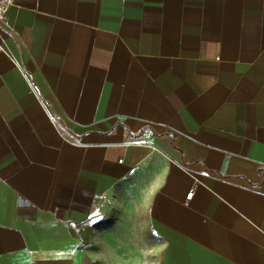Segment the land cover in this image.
Instances as JSON below:
<instances>
[{
    "label": "crops",
    "instance_id": "crops-1",
    "mask_svg": "<svg viewBox=\"0 0 264 264\" xmlns=\"http://www.w3.org/2000/svg\"><path fill=\"white\" fill-rule=\"evenodd\" d=\"M108 199L154 264H264V0L7 8L0 264H89Z\"/></svg>",
    "mask_w": 264,
    "mask_h": 264
},
{
    "label": "rangeland",
    "instance_id": "rangeland-1",
    "mask_svg": "<svg viewBox=\"0 0 264 264\" xmlns=\"http://www.w3.org/2000/svg\"><path fill=\"white\" fill-rule=\"evenodd\" d=\"M95 224L98 232L89 240V264H154L155 240L152 237H134L118 233L128 218L126 202H108L101 206ZM141 209V207H140ZM142 214H136L135 217Z\"/></svg>",
    "mask_w": 264,
    "mask_h": 264
},
{
    "label": "built area",
    "instance_id": "built-area-1",
    "mask_svg": "<svg viewBox=\"0 0 264 264\" xmlns=\"http://www.w3.org/2000/svg\"><path fill=\"white\" fill-rule=\"evenodd\" d=\"M14 2V0H0V21L1 22H5V12L7 10V8L12 5ZM119 161L121 162L122 159H119ZM135 166L131 167L129 169V173H132L135 170ZM193 196V189H190L189 192L187 193V200L191 199V197Z\"/></svg>",
    "mask_w": 264,
    "mask_h": 264
}]
</instances>
